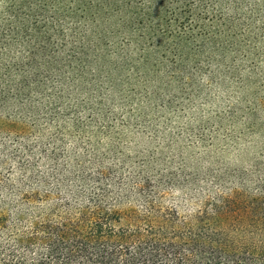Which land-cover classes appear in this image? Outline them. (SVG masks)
Returning a JSON list of instances; mask_svg holds the SVG:
<instances>
[{"label":"trees","instance_id":"16d2710c","mask_svg":"<svg viewBox=\"0 0 264 264\" xmlns=\"http://www.w3.org/2000/svg\"><path fill=\"white\" fill-rule=\"evenodd\" d=\"M94 1L0 0V264H264V0H139L155 32L132 67L76 30ZM163 64L216 128L177 168L128 165L112 114L159 96ZM172 188L200 204H163Z\"/></svg>","mask_w":264,"mask_h":264},{"label":"rangeland","instance_id":"374dc122","mask_svg":"<svg viewBox=\"0 0 264 264\" xmlns=\"http://www.w3.org/2000/svg\"><path fill=\"white\" fill-rule=\"evenodd\" d=\"M152 1L155 2V0ZM139 6V0H125V2L114 0L109 5H104V0L94 1L89 11L94 13L95 16H91L94 17L95 20L92 22L90 21L92 17L89 16L90 13L88 11V16L85 20L80 17L82 22L76 27V30L82 35L83 40L86 39L85 43H87V39L93 38L95 40L97 36L101 37V42H105V44L102 43L101 45L97 43L96 46L98 49L106 51L104 54L106 60H110L115 56H127L129 67H132L134 63H132L131 59L135 61L138 57H144L146 52L143 48L151 46L150 41H146L144 36L148 37L150 32H155L153 30L148 31L141 28L142 23L138 14H141L142 11ZM76 19L77 18H74L73 20ZM68 22L71 24L72 19H69ZM154 36L152 44L155 43L156 40L163 39L162 36H156V33H154ZM193 47L195 48L194 45ZM155 52L156 50L150 48V53L154 54L153 57L155 56ZM124 66L128 67V63L125 62ZM169 67L170 66L163 64L155 68V73L152 76V78H154L152 84L154 88H151V90L157 89L159 91V96H154L151 92V97L145 109H140L137 105L126 108L122 107L121 109L116 107L112 114L115 130L126 134L124 137L117 139L116 150L122 152V154L125 152L127 156L130 157L128 165L131 163H138L142 160L143 154H149L151 151L157 149L164 161L170 162V164H172L171 166L177 168L180 164L179 159H182V154L191 158L195 152L202 149L201 146L196 148L192 146V144H189L191 141L197 142V135L200 134H193L191 130L193 132H201L203 129L209 133L216 128V124L212 123V120L205 122L202 120L197 123L202 126V129L193 126L195 123L190 121L193 117H201L202 119L207 117L208 103L204 102V98L187 101L189 96L186 95L185 90H179L178 92L174 91L177 86L175 82L168 81L166 83L167 85L164 86V82L167 81L168 78L166 76L161 77V75L164 73L170 74L173 70L171 68L168 71ZM135 76L136 75L133 74L131 77L133 81H135L133 79ZM163 89L165 91L161 93ZM135 94L142 98L143 91L138 89L135 91ZM166 101H171V106L163 110L161 102ZM125 121L128 122V129H131V132L125 129ZM191 126H193V128H189ZM223 126L224 128L229 127L228 124ZM185 127L188 128L189 132H184ZM162 134H167L173 139H179L174 146L172 145V148L168 149L164 144H161ZM102 138V143H105L103 144L105 148L109 142L108 140L106 141L104 137ZM232 159L233 157L231 156L230 162H237ZM109 160L110 158H108V161ZM198 188L199 187L193 186L192 189L195 194H197ZM162 200L165 205L175 204L180 209L188 211L200 204L197 199L190 202L181 201L180 192L173 188L168 190L166 195H163Z\"/></svg>","mask_w":264,"mask_h":264}]
</instances>
